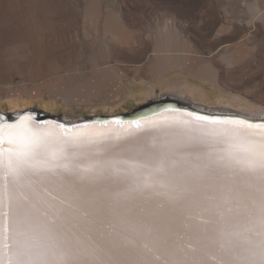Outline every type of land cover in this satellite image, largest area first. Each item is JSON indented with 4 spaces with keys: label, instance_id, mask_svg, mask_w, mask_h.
<instances>
[{
    "label": "snow or ice",
    "instance_id": "obj_1",
    "mask_svg": "<svg viewBox=\"0 0 264 264\" xmlns=\"http://www.w3.org/2000/svg\"><path fill=\"white\" fill-rule=\"evenodd\" d=\"M129 193L161 197L160 219L115 213L110 200ZM169 210L182 233L163 222ZM170 236L181 243L162 264H264V115L169 106L74 126L0 115V264H155ZM129 245L154 261L119 259Z\"/></svg>",
    "mask_w": 264,
    "mask_h": 264
},
{
    "label": "rangeland",
    "instance_id": "obj_2",
    "mask_svg": "<svg viewBox=\"0 0 264 264\" xmlns=\"http://www.w3.org/2000/svg\"><path fill=\"white\" fill-rule=\"evenodd\" d=\"M166 25L183 67L158 75ZM193 66H210L216 84ZM181 76L244 100L247 112L264 110V0H0V114L34 108L75 121L127 113L187 90Z\"/></svg>",
    "mask_w": 264,
    "mask_h": 264
},
{
    "label": "bare ground",
    "instance_id": "obj_3",
    "mask_svg": "<svg viewBox=\"0 0 264 264\" xmlns=\"http://www.w3.org/2000/svg\"><path fill=\"white\" fill-rule=\"evenodd\" d=\"M166 29V35L164 33L163 36H165V51L163 52L164 54H167V57H160V56H165V55H156L157 57L155 58L156 60L154 61V69H159L157 71L158 75L159 72L161 74H166L172 70L182 69V63L179 62V60H176L175 58L171 57V51H170V43L169 40L170 38L173 37V31L169 26L164 27ZM159 52V51H158ZM169 54V55H168ZM230 63L232 64V60ZM197 66H193L191 69V73L193 75H196L200 78H203L204 80L216 84V79L213 77V70L210 68V66H204L201 68V71L198 70ZM176 77V76H175ZM174 77V78H175ZM178 79H181L182 81L185 82V85L188 87L187 90H180L177 92L178 95H180L181 99L178 97L177 94H170L169 96L174 97L176 99H179L180 101H188L190 103H193L196 106L199 107H208L214 110H220V111H227L229 108H217L216 104H227L228 106H237L242 108L245 111H238V110H233L229 109L232 111H235L237 113L240 112V114H244L246 116H254L256 118L261 117L264 115V110L258 111V112H251V111H246L249 109L251 105H249L247 102L244 100L240 99H235L230 95H227L225 93H212L211 90L206 89L203 85L197 84L195 82L190 81L189 79L185 77H177ZM161 85L155 84L152 86V88H162L160 87ZM169 87L168 89H170ZM126 95L128 97H136L137 94L130 88L126 90ZM185 95H188L185 96ZM126 96V97H127ZM193 101H198L201 103H194ZM216 105L215 107H211L209 105ZM15 105V104H14ZM12 105V106H14ZM219 106V105H218ZM225 106V107H228ZM17 107V106H16ZM245 108V109H244ZM236 109V107H235ZM251 109V108H250ZM138 135H145L144 133H140ZM130 146L134 145V141H129L128 142ZM123 191V186L122 185H112L110 187V192L111 193H117ZM162 200L161 197H158L152 193H129L127 196V199H124L122 197L120 198H114L110 200V208L114 210L115 213L119 214H124L125 212H128L127 219L130 220L134 224H138L140 222L144 223H151L152 220L154 219H160L159 215H155L154 213L158 212L157 205L158 203ZM106 213L109 215V218L113 220L114 223H119V218L118 216L114 215L109 209H106ZM163 222L166 225H170L173 228V231H179L183 232V229L177 228V225L179 224V218L178 215L169 210L165 216ZM181 243L180 241L176 240L175 236H170L169 237V246L165 245H157L155 248V255L160 256V261L155 262V264H162V262L165 259L169 258V254L173 251V247L171 245L173 244H178ZM167 247V251H165V248ZM116 255L119 259L132 262V261H141L145 258L149 260L154 261V255L153 254H145L142 249L139 248H133L132 246H127V247H121L116 250Z\"/></svg>",
    "mask_w": 264,
    "mask_h": 264
},
{
    "label": "water",
    "instance_id": "obj_4",
    "mask_svg": "<svg viewBox=\"0 0 264 264\" xmlns=\"http://www.w3.org/2000/svg\"><path fill=\"white\" fill-rule=\"evenodd\" d=\"M169 106L180 109V110H185V111H195L201 114L247 117L244 114H240V113H237L229 109L227 111H224V110L220 111V110H214L208 107H199V106L194 105L193 103H190L188 101L187 102L180 101L179 99H176L169 95H164L159 99L151 100L148 103L138 106L135 109L127 113H118L115 115H95V116H89V117H85L83 119H79L75 121H67L60 117L49 114L43 110L34 109V108H28V109H24L21 111L1 113V114L8 116L9 118H12L15 114H24V113L32 112L36 116L38 121L43 122L46 120H55L58 123L65 124L66 126H74L77 123H94L96 120H103V119H108V118H121V119L140 118V117L155 114L158 111H163L165 108Z\"/></svg>",
    "mask_w": 264,
    "mask_h": 264
},
{
    "label": "crops",
    "instance_id": "obj_5",
    "mask_svg": "<svg viewBox=\"0 0 264 264\" xmlns=\"http://www.w3.org/2000/svg\"><path fill=\"white\" fill-rule=\"evenodd\" d=\"M127 89H130V88H127ZM127 89H126V90H127ZM131 89H132V88H131Z\"/></svg>",
    "mask_w": 264,
    "mask_h": 264
}]
</instances>
